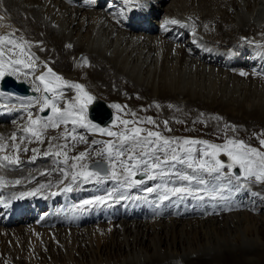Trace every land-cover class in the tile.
Here are the masks:
<instances>
[{"label": "bare ground", "instance_id": "obj_1", "mask_svg": "<svg viewBox=\"0 0 264 264\" xmlns=\"http://www.w3.org/2000/svg\"><path fill=\"white\" fill-rule=\"evenodd\" d=\"M111 1L114 7L105 8L101 0L95 9L78 0H2L0 15L5 20L0 22V34L18 30L17 37L31 42L26 47L40 58L36 74L46 71V63L101 99L121 106L131 99L129 104L137 108L140 118L169 120L189 111H196L194 115L215 112L242 126L246 133L257 126L264 129V0H145L141 7ZM173 19L179 23H167ZM85 57L88 66H79ZM241 71L247 75L241 76ZM16 78L27 81L33 90L31 76ZM29 103V99L20 101L0 93V158H18L17 163L4 161L5 166L0 167V198L11 203L8 209H0V257L5 264L11 260L15 264H54L53 259L66 264H264V188L241 186L244 198L234 199L225 210L219 207L216 211L223 212L217 213L212 202L220 199V186L209 193V185L199 183L205 180L200 177L203 172L186 168L193 172L189 176L196 177L191 186L203 189L200 195L208 209L196 208L193 197L162 200L165 188L149 193L157 197L151 203L140 192L153 180L127 186L119 196L114 192L103 204L81 208L77 195L97 188L105 192V183L112 188L126 183L123 178L120 182L109 178L96 181L95 189H83L87 182L79 177L73 183L76 169L71 165L79 162L58 163L53 156L56 151L67 152L68 157L87 151L70 145L71 136H78L81 127L75 126L74 133L72 123L60 130L43 128L41 144L36 138L25 141L23 136H31L23 131L28 120L14 121L39 109L35 104L26 108ZM157 103L161 107L156 110H140ZM169 104L175 106L173 110H168ZM127 108L122 109L123 114ZM144 125L136 126L161 131ZM65 132L67 140L62 135ZM229 133L230 137L239 134ZM65 144L66 148L57 147ZM34 145L41 149L26 159L21 151L34 149ZM48 152L52 156L44 154ZM33 162L38 165L29 167ZM170 168L163 166L168 172ZM69 184L73 192L64 196L63 189ZM162 201L170 206L165 215L158 210L150 213ZM29 206L34 211L31 216L26 213Z\"/></svg>", "mask_w": 264, "mask_h": 264}, {"label": "snow or ice", "instance_id": "obj_2", "mask_svg": "<svg viewBox=\"0 0 264 264\" xmlns=\"http://www.w3.org/2000/svg\"><path fill=\"white\" fill-rule=\"evenodd\" d=\"M128 3H132L135 7H141V0H127ZM0 6H2V0H0ZM127 17L125 16V19ZM5 20V16L0 15V22ZM167 23L178 24L177 20H169ZM0 26H3L0 24ZM11 27V25H8ZM6 32L0 34V80L6 77L23 75L26 79L31 76L33 82V91L41 93L40 97L29 98L30 103L26 108H31L33 105L39 106V111L44 112L46 109L51 110V115L48 117H32V113L28 112V126L23 131L25 133H31V136L40 141L43 128H57L60 124L72 123V132H75V126L88 128L90 130H97L98 125L93 124L92 121L87 119L86 111L88 106L96 99L89 91L86 90V86L81 83H76L70 80H66L62 75L57 74L51 67L45 63L43 67L46 71H38L39 57L35 53L31 52L27 45L31 42L25 40L23 37H17L16 32ZM68 48L72 45L68 44ZM43 50V49H42ZM81 67L88 66L87 58H83V64ZM241 76L247 75V73L241 71ZM64 88H69L75 91L76 95L73 97L72 102H68L65 107L61 108L58 101L64 97ZM156 108H160L161 105L154 104ZM111 107L122 110L120 104H113ZM172 104L168 105V108H174ZM179 111V109H177ZM133 117L136 116L135 112H131ZM203 115V113H201ZM47 120V123L41 125V120ZM120 123L124 126L120 132H111L107 129H99V131L113 137L118 138V144L113 141H105L104 148L97 153L99 156H107L109 160L110 173L108 176H101L99 171L89 170V165L84 161L87 159L86 152H80L78 156L68 157L67 152L56 151L55 156H64V163L67 164L69 159L79 163H73L71 167L76 169L72 173V182L75 183L77 178H82L83 181L89 182L95 178L97 181L101 179H112L113 181L120 182L121 178L128 187L139 186L145 183L143 179H134L133 177L137 172H140L143 168V174L147 175L149 180L156 179V175L151 173L158 172L159 175H165L163 166L169 165L175 167L176 164L186 165L189 169L197 172H203L208 175L215 174L216 176L231 175L237 180L241 179V176L246 182L264 183V151H259L257 148L251 147L243 140L235 138H227L223 144L211 143L208 140L196 139V138H181L164 135V132H171L169 127V121H163L162 131H156L150 128L139 127L136 125L150 124L154 128H159L160 124L152 117H144L136 120L121 119ZM220 120L221 117H215ZM177 123H183L181 120H177ZM131 125V127H129ZM226 128L235 130V126L225 125ZM64 139L67 140L68 133L62 134ZM73 140H77L76 135H72ZM16 139L15 134L12 137ZM52 139H57L53 137ZM79 141L86 142L83 136H79ZM41 143L43 141H40ZM93 143H98L93 141ZM261 146H264V139L260 140ZM58 148H66L67 144L63 146H57ZM26 150V149H25ZM33 151H36L33 149ZM158 153L160 155H158ZM48 155V153H44ZM221 154L225 155L230 163H225L220 159ZM163 157V158H161ZM35 159V157H33ZM4 161L9 164H15L17 159H11L8 156L0 158V167H4ZM117 165H119L120 171H117ZM239 168L240 175H237L235 168ZM225 169L228 172L225 173ZM67 175V174H66ZM181 179L188 181V186H179L165 188V194L161 197L162 200H168L170 196L177 197L178 199H185L187 197H193L198 200L204 199L200 192L203 189H194L191 187L192 181L196 179L194 176L183 175ZM0 178V183H2ZM20 183V181H16ZM201 185L206 184V181L199 180ZM159 187V185L157 186ZM73 190L72 185L69 184L64 187V192H71ZM155 189L148 188L146 191L152 193ZM32 193H21V196L30 195ZM56 195V193H53ZM254 195H256L254 193ZM114 192H109L107 197L99 196L94 200H84L80 205L83 208L85 205L103 204L108 198L113 197ZM124 199L125 197H120ZM212 198H216V194L212 195ZM223 198V197H222ZM138 199V198H137ZM211 214V213H210Z\"/></svg>", "mask_w": 264, "mask_h": 264}, {"label": "rangeland", "instance_id": "obj_3", "mask_svg": "<svg viewBox=\"0 0 264 264\" xmlns=\"http://www.w3.org/2000/svg\"><path fill=\"white\" fill-rule=\"evenodd\" d=\"M81 55L78 57V59H81L80 58ZM115 91V90H114ZM64 92V96L65 98L63 99H60L61 103H59V106L61 108L65 107L66 104L68 102H72L73 99H71L69 96L71 95V93H74L75 91L72 90V89H64L63 90ZM93 96H95V98H100V97H97L96 94L92 93ZM123 97H125V99L128 97V96H125V93L123 92L122 93ZM37 97V96H36ZM69 97V98H68ZM75 97V96H74ZM135 99H137V95L133 96ZM101 99V98H100ZM105 100V104L110 108V110L112 111V114H113V120L112 122L105 128H101V127H98L97 130L93 131V130H88V128H84V127H81L80 129V126L77 125V128L79 127L80 129V132L79 130L76 132L77 133V140H73L72 138H70V141H72V143L70 145H73L74 146H77V149H83V148H86L87 151V159L84 161L85 164H89L93 161H105L108 165V175H109V160L107 158V156H99L97 155L98 152H100L103 148H104V143L100 142V141H97L98 138H100L101 140H103V142L105 141H113L114 143H118V138L117 137H113V136H109L101 131H99V129H107L108 131H111V132H120L123 130L124 126L122 127L121 126V123H120V120L117 119V117H120L121 119L123 117H129L131 119H140V116L137 111V108H133V106L131 104H129V101L131 99H126L125 100H122V101H125L126 102V107H128L125 111V113L123 114L122 110H117L113 107H111V105L115 104L113 103V100H108V99H103ZM118 102V101H117ZM128 105V106H127ZM151 108H154L155 110L158 109L156 108L154 105H149L147 106L146 108H143V109H140L141 112H144V111H151ZM122 109H125V107H122ZM129 109V110H128ZM47 110V109H46ZM128 110V111H127ZM168 110H173V108H168ZM29 112L32 113V117L33 118H36V117H41L40 114L42 112H39V109L35 110V109H31ZM131 112H135L136 113V116L133 117L131 115ZM196 112V111H195ZM194 111H189V112H185L182 116H175V118H171L169 119V127L172 129L171 132H164V129H163V121L166 120V119H160L158 117H155L153 116L152 118H154L155 120H157V122L160 124V127L159 128H156L157 130H161L164 132V135H167V134H174L176 137H181V138H196V139H203V140H208L210 141L211 143H215V144H223L225 142V140L227 138H235V139H239V140H243L246 144L250 145L251 147H254V148H257L259 151H264V146H261L260 144V140L264 139V129L260 126H257L255 128H251L248 133H246L245 129L242 127V126H237V124H234V123H231L227 120L226 117H224L223 115H220V114H217L215 112H210L208 115H206L205 113H203V115H201L200 112H198L196 115ZM23 114V113H22ZM52 113H51V110L49 109V115L50 116ZM128 114V115H127ZM26 116L24 117V115H22V118L21 119H16L14 122H17L19 124L25 122L26 120H28V113L25 114ZM47 116V117H48ZM86 116H87V111H86ZM138 116V117H137ZM142 116V115H141ZM215 117H221L222 119L220 120H217L215 119ZM27 118V119H26ZM46 118V117H45ZM88 119V118H87ZM177 120H181L183 121V123H177L176 121ZM19 121V122H18ZM211 122L212 123V126L211 124L209 123ZM42 123V124H41ZM47 123V120H42L40 122L41 125ZM71 123V122H69ZM68 126V123L67 124H60L59 127H57V129L55 128V130H60L66 126ZM147 125L148 127H153V125H150V124H145ZM144 125V126H145ZM225 125H229V126H235V130L233 131H237L239 132V134L236 135V133H234V135L236 136H229L230 135V131L232 130L230 127L229 128H226ZM116 126V127H115ZM131 127V125L129 126ZM117 128V129H116ZM154 128V127H153ZM49 131L52 130V128L48 127V128H45ZM54 129V128H53ZM84 130V131H83ZM87 130V131H86ZM209 130V131H208ZM230 130V131H229ZM82 133V135L80 134ZM86 133V134H85ZM27 136H23V139L25 141H29L30 138L32 139H35L34 137H31L29 136L30 134H26ZM83 136L85 138V141L86 142H81L79 141L78 137L79 136ZM88 137V138H86ZM40 138H42V135L40 136ZM26 139H29V140H26ZM42 141V140H40ZM38 142V144H41V142ZM77 141H79L80 143H78ZM93 141H96L98 143H93ZM117 141V142H116ZM76 142V143H75ZM78 143V144H77ZM83 143V144H82ZM86 143V144H85ZM85 144V145H84ZM91 146V147H90ZM90 147V148H89ZM26 149V150H25ZM34 149L37 151L39 149H41L40 147H37V145L35 146L34 145ZM29 151V152H28ZM95 151V152H94ZM32 152V153H31ZM21 153L25 154L26 155V159L28 158L30 160V158H32V155L34 153L33 151V148L32 147H28V148H24ZM48 154H50L52 156V152H48ZM90 155V156H89ZM53 158L55 159V161H57L58 163H64V159L65 157L63 156H53ZM98 159V160H96ZM100 159V160H99ZM91 161V162H90ZM47 162V161H44V163ZM69 162V161H68ZM226 164L227 163H230V161H228V159H226V161H224ZM87 164V165H88ZM35 163L33 162L32 165H30L29 167H34ZM36 165H38V163H36ZM35 165V166H36ZM179 166V167H178ZM185 166V167H184ZM175 168V169H174ZM186 168H188L186 165H183V167L180 165V164H176L175 167H172L170 168L171 170L168 171H165L164 172L166 173L165 175H159L158 172H153L154 175H156V179H154L151 183H148L147 181H149L147 175L145 177V180L147 183L144 185V189L142 190V193L143 196L145 198H149L148 200L151 201V203L153 202H156L157 200V197L155 196H149V192H147L146 190L148 188H166V186H180V184H184L185 185H188L187 181H184V180H181V176L184 174V175H191L190 173H193L191 171H187ZM179 170L180 172L176 171ZM225 173L228 172V169H225L224 170ZM234 171V170H233ZM10 172H13V170H10ZM140 172H143V168H141ZM140 172H137L136 175ZM168 173V174H167ZM176 173V174H175ZM183 173V174H181ZM107 175V176H108ZM136 175L133 177L135 179ZM176 175V176H175ZM239 175H240V170H239ZM168 176V177H167ZM226 176V175H225ZM225 176H217L216 175H208L206 173H200V177L201 178H204L205 181H206V184L202 185V186H208L209 185V188H208V192L209 193H214L213 191L216 190L217 186H220V199H216L212 202V207L215 212L217 213H222V211H216L219 207H222L224 210L229 207V206H232L230 205L234 203V199L236 198H244V194H245V191L242 190L241 186H253V187H259V188H264V183H256V182H246L243 177L241 176V179L240 180H237L236 178H226ZM164 177V179H163ZM214 177V178H213ZM234 177V176H233ZM172 178V179H171ZM211 178V179H210ZM109 179V178H108ZM108 179H101L99 182L100 183H103V181H106ZM177 179V180H176ZM227 179V180H226ZM95 180V181H94ZM165 180V181H164ZM175 180L177 182H175ZM179 180V181H178ZM230 182H229V181ZM97 180L95 178H93V181H89L87 182V184L83 185V189H95L97 187ZM166 182V183H165ZM172 182V183H171ZM178 182L180 184H178ZM210 184H209V183ZM221 182V183H220ZM223 182V183H222ZM218 183V184H217ZM256 183V184H254ZM174 184V185H173ZM177 184V185H176ZM150 185V186H149ZM159 185V187H157ZM164 185V186H163ZM166 185V186H165ZM230 185V186H229ZM107 186V187H106ZM124 186V187H123ZM163 186V187H162ZM233 186H240L239 188H236V187H233ZM104 187H105V192H101L100 188H97L95 192H84L83 194H80L79 196L77 195L76 197L78 202H83L84 200H94L95 197H99V196H103L105 197V195L107 196L108 195V192H115V196H119L121 195L123 192L121 191H125L127 190V185L126 184H118L116 185L115 187L112 188L111 184L110 183H105L104 184ZM116 187H120L119 189H116ZM193 187L194 189H197V186H191ZM108 188V189H107ZM114 189V190H111V189ZM229 188V189H228ZM233 188V190H232ZM77 189H80V188H77ZM121 189V190H120ZM125 189V190H124ZM228 189V190H227ZM231 189V190H230ZM108 190V191H106ZM211 190V191H210ZM223 190V192L221 191ZM226 190V191H225ZM135 191H138L135 189ZM73 192V190L71 192H65L63 195L64 196H67V195H70L71 193ZM100 192V193H99ZM146 192V193H145ZM156 191H153V193H155ZM161 192H163V190H161ZM225 192V193H224ZM117 193V194H116ZM98 194V195H97ZM103 194V195H102ZM146 194V196H145ZM229 194V196H228ZM91 195V196H90ZM226 195V196H224ZM232 195V196H231ZM149 196V197H148ZM235 196V197H234ZM223 197V198H222ZM232 197V199L230 198ZM84 198V199H83ZM147 200V201H148ZM212 199H210L211 201ZM148 201V202H149ZM232 201V202H231ZM203 201L202 200H198L196 199V202L194 201L195 203V207L196 208H199V206H203L204 209H208V206L205 205L204 203H202ZM138 205H139V200H138ZM218 203V204H217ZM224 204V205H223ZM77 205H79V203H77ZM228 205V206H227ZM92 206V205H91ZM198 206V207H197ZM215 206V207H214ZM217 206V208H216ZM227 206V207H226ZM170 207V206H169ZM169 207H167L165 205V203L162 201L161 202V205L159 207H154L153 210H151L150 213H153V212H156V210H158L160 212V215L161 216H164L165 213L164 211L166 209H169ZM155 210V211H154ZM214 211H210V212H214ZM264 212V211H263ZM89 227V226H88ZM87 227V228H88ZM83 228H86V227H83ZM48 258V257H46ZM49 259V258H48ZM35 260H36V263H37V260L39 263H41L40 261V257H35ZM12 261V260H11ZM9 261L8 264H15V262H11ZM48 262H50V260H46ZM5 258L3 259L2 257H0V263L1 264H5ZM52 262L54 264H66L65 261H63L62 259H58V260H52ZM16 264H18V262H16Z\"/></svg>", "mask_w": 264, "mask_h": 264}, {"label": "water", "instance_id": "obj_4", "mask_svg": "<svg viewBox=\"0 0 264 264\" xmlns=\"http://www.w3.org/2000/svg\"><path fill=\"white\" fill-rule=\"evenodd\" d=\"M1 91L10 93L12 95L15 94L22 99H26L31 95L35 96V94L29 90V86H27L25 83H16L12 78L9 77H6L2 80ZM46 113L47 112H45L44 115ZM89 116L92 120L98 122L103 127H105L111 121L110 111L106 108L103 102L98 100H95L93 104L89 106ZM221 157H223V155H221ZM89 166L90 170L99 171L102 176L108 174V167L105 162H94ZM236 174H238L237 171ZM144 177V174L137 176L138 179H143Z\"/></svg>", "mask_w": 264, "mask_h": 264}]
</instances>
